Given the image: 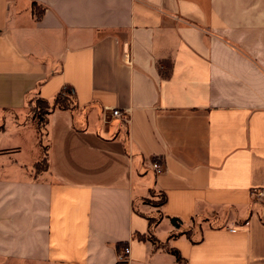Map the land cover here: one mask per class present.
<instances>
[{
    "label": "crops",
    "instance_id": "1",
    "mask_svg": "<svg viewBox=\"0 0 264 264\" xmlns=\"http://www.w3.org/2000/svg\"><path fill=\"white\" fill-rule=\"evenodd\" d=\"M0 124V264H264V0H0Z\"/></svg>",
    "mask_w": 264,
    "mask_h": 264
},
{
    "label": "trees",
    "instance_id": "2",
    "mask_svg": "<svg viewBox=\"0 0 264 264\" xmlns=\"http://www.w3.org/2000/svg\"><path fill=\"white\" fill-rule=\"evenodd\" d=\"M74 92H73V89L71 87H68V88H65L63 89L60 93H58V95L55 97L53 103H50L49 101L43 99L46 101V103L48 105H50V107L47 108V111L45 113V116H44V123H43V126L45 125L46 123V116L47 114L50 112V110L52 109V107H59V108H69L71 107L73 104H74ZM73 101V103H71ZM4 128V125L0 124V129H3ZM44 162L46 163V159H44ZM41 163V162H40ZM38 163V165L40 164ZM37 165V167H38ZM162 199L160 201H158L156 204H161L160 202H163L165 200V197H161ZM159 217L157 218H152L150 217L149 218V221H150V231L152 230L153 226L159 221ZM180 233H173L170 235V237H175V236H179ZM140 240H151L153 243H158V240L154 237V236H148L146 234H140L138 233L136 235ZM126 244L125 242L121 243L122 245V250L125 249L126 247ZM170 252L173 253L175 256H176V259L178 262H181L182 261V256H181V253L178 249H170Z\"/></svg>",
    "mask_w": 264,
    "mask_h": 264
},
{
    "label": "rangeland",
    "instance_id": "3",
    "mask_svg": "<svg viewBox=\"0 0 264 264\" xmlns=\"http://www.w3.org/2000/svg\"><path fill=\"white\" fill-rule=\"evenodd\" d=\"M71 103H73V101ZM48 107H50V105H48L46 103V101L43 100L36 93H34L31 96L30 103L28 105V109H29V112L32 115V117L35 118V122L38 124V128L40 130L43 128L44 116H45V113H46ZM44 166H45V162H44V158H43L41 163L38 165V169H41ZM154 197H155V195L153 194L152 198L148 197V198H145L144 200L148 203H155V202H158L162 199L161 196H158L157 200ZM180 264H184V262L181 261Z\"/></svg>",
    "mask_w": 264,
    "mask_h": 264
},
{
    "label": "built area",
    "instance_id": "4",
    "mask_svg": "<svg viewBox=\"0 0 264 264\" xmlns=\"http://www.w3.org/2000/svg\"><path fill=\"white\" fill-rule=\"evenodd\" d=\"M127 59L129 62L130 59V55L127 54ZM105 110H111L112 115L116 118H120L121 120H123L125 123L129 122L130 119V113L129 110H122L119 108H109L106 107ZM154 170L156 173H161L164 170V164L162 162V160L160 158H156L155 161L152 164ZM254 195L258 196V197H264V188L261 189H254L252 192ZM235 230V229H233ZM130 248L129 246L125 247V249L123 250L122 256H126L129 254Z\"/></svg>",
    "mask_w": 264,
    "mask_h": 264
}]
</instances>
